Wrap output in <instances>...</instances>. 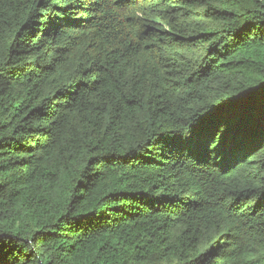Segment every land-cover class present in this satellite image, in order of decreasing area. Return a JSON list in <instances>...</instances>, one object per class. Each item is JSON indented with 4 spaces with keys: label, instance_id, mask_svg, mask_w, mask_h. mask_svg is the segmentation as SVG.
<instances>
[{
    "label": "trees",
    "instance_id": "obj_1",
    "mask_svg": "<svg viewBox=\"0 0 264 264\" xmlns=\"http://www.w3.org/2000/svg\"><path fill=\"white\" fill-rule=\"evenodd\" d=\"M0 264H264V0H0Z\"/></svg>",
    "mask_w": 264,
    "mask_h": 264
}]
</instances>
